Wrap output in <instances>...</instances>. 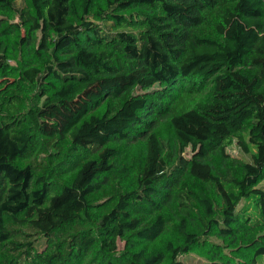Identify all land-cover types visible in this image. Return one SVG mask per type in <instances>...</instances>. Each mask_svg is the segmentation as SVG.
Instances as JSON below:
<instances>
[{"label":"trees","instance_id":"16d2710c","mask_svg":"<svg viewBox=\"0 0 264 264\" xmlns=\"http://www.w3.org/2000/svg\"><path fill=\"white\" fill-rule=\"evenodd\" d=\"M263 182L264 0H0V264H259Z\"/></svg>","mask_w":264,"mask_h":264},{"label":"rangeland","instance_id":"374dc122","mask_svg":"<svg viewBox=\"0 0 264 264\" xmlns=\"http://www.w3.org/2000/svg\"><path fill=\"white\" fill-rule=\"evenodd\" d=\"M21 1L22 0H18V2H21ZM10 63L13 64L14 63L13 60L10 59ZM160 133L166 139L171 138V129L168 126V124L163 125ZM143 150H144V144H143L142 140L129 143L124 148V151L127 154L126 157H128L129 155H139L143 152ZM227 151L233 156H237L239 158L246 159L244 153H242L235 145L229 147L227 149ZM262 184H264V182ZM214 240H216V239H214ZM122 249H123V241H119L118 242V251H117L118 255L121 254ZM179 259L181 261H183L185 264H203L205 261L204 260L205 258L201 255V252L198 250L192 251L191 254H188V255H182L179 257ZM258 262H259V264H264V256L260 257L258 259Z\"/></svg>","mask_w":264,"mask_h":264}]
</instances>
